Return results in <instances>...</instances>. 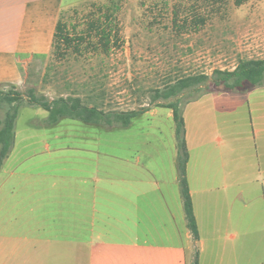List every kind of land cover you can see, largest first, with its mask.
Segmentation results:
<instances>
[{
	"label": "rangeland",
	"instance_id": "rangeland-1",
	"mask_svg": "<svg viewBox=\"0 0 264 264\" xmlns=\"http://www.w3.org/2000/svg\"><path fill=\"white\" fill-rule=\"evenodd\" d=\"M61 21L63 40L24 69L23 86L0 88L21 94L15 103L0 95V128L12 106L19 109L14 146L0 164V210L6 202L25 209L20 199L34 193L46 197L37 213L66 217L70 240L110 227L111 178L124 176L119 168L177 164V123L159 101L179 102L194 161L204 160L198 146L219 156L232 142L222 156L236 162V133L252 131L253 118L264 114V84L228 92L207 79L170 100L154 97L179 79L264 59V0H70ZM30 89L49 101L79 97L111 113V122L50 123L48 111L30 104ZM133 110L142 113L130 125L116 119Z\"/></svg>",
	"mask_w": 264,
	"mask_h": 264
},
{
	"label": "crops",
	"instance_id": "crops-1",
	"mask_svg": "<svg viewBox=\"0 0 264 264\" xmlns=\"http://www.w3.org/2000/svg\"><path fill=\"white\" fill-rule=\"evenodd\" d=\"M69 1L0 0V88L23 86L24 69L52 52ZM236 134L235 163L222 156L232 142L219 156L207 145L197 147L203 161L193 160L194 150L189 156L198 240L188 226L177 154V164L119 168L124 176L111 178V226L91 227L87 241L69 239L65 216L36 212L46 197L24 196L25 209L4 203L0 264H191L197 253L199 264H264V114L253 118L252 131Z\"/></svg>",
	"mask_w": 264,
	"mask_h": 264
},
{
	"label": "trees",
	"instance_id": "trees-1",
	"mask_svg": "<svg viewBox=\"0 0 264 264\" xmlns=\"http://www.w3.org/2000/svg\"><path fill=\"white\" fill-rule=\"evenodd\" d=\"M63 31L64 26L60 20L55 34L54 48H57L61 40H63ZM207 79H211L221 91L246 92L252 90L255 86L261 84L264 79V59L241 61L234 70H216L212 77L207 75H197L179 79L175 83L169 85L166 89L157 91L154 99L155 101H158L160 98L170 100V98L178 96L183 91L197 86ZM2 94L4 93L0 91V95ZM5 96H9L8 98L12 103L21 99L20 93H17V95L6 94ZM28 98L30 104L39 106L49 112L48 119L50 123H56L60 118L65 117L78 119L87 123L111 122V113L105 112L95 106L85 105L79 97H59L53 101H49L37 97L34 89H30ZM158 106L172 109L174 119L177 123L176 137L178 141V169L181 192L185 203L188 226L194 238L198 240L200 234L186 176L189 153L186 143L185 121L181 114V107L178 101H159ZM12 107L13 108L7 113L6 119L0 128V164L4 162L11 152L16 139L15 123L19 109L15 104ZM141 113V111L133 110L124 113H117L115 116L123 126H128L131 123V119ZM191 264H199L198 253Z\"/></svg>",
	"mask_w": 264,
	"mask_h": 264
}]
</instances>
